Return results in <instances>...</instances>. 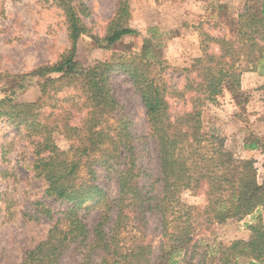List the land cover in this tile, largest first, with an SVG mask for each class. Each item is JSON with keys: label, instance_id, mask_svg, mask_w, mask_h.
I'll return each instance as SVG.
<instances>
[{"label": "trees", "instance_id": "obj_1", "mask_svg": "<svg viewBox=\"0 0 264 264\" xmlns=\"http://www.w3.org/2000/svg\"><path fill=\"white\" fill-rule=\"evenodd\" d=\"M56 2L65 19L69 49L53 65L6 75L9 91H22L26 82L35 78L42 102L49 100L50 92L78 87L90 111L82 128L64 123L73 144L61 151L45 136L44 123L49 116L34 113L30 105L16 102L8 92L0 98V121L23 130L25 138L34 141V161L28 167L44 183V198L66 205L46 240L29 249L22 264H65V259L72 264L71 255L83 250L87 253L79 264H174L176 255L192 247L201 227L208 230L213 225L240 222L264 205V177L258 182L256 160L227 157L223 141L209 140L202 131V109L208 100L227 91L243 106L249 96L241 88L242 74L264 76V0H247L238 17L237 40L204 36L203 56L183 70L187 74L183 90L163 77L166 66L157 45L138 54L114 55L98 65L84 66L76 60L78 41L84 37L99 49H110L124 37L138 35L128 24L129 0L118 1L103 37L92 34L84 22L91 14L84 0ZM206 43L215 44L218 54L208 53ZM117 73L126 74L139 93L148 135L154 141L158 174L139 163L144 158L138 155L127 116L112 118L118 102L110 80ZM186 95H190V108L173 116L169 100ZM110 120L116 123L114 128L108 124ZM243 150L260 151L264 156V137L250 136ZM96 165L117 179V199L109 198L96 183ZM261 167L264 170V159ZM192 190L206 197L201 222L198 208L180 200L181 193ZM37 205L52 221L51 210L42 203ZM95 208L98 220L88 228L85 216L78 217V212ZM149 216H160L157 226L162 240L156 247L145 240L156 231L148 233ZM247 228V240L222 246L219 256L211 261L264 264V223L258 218ZM133 232L139 235L132 236Z\"/></svg>", "mask_w": 264, "mask_h": 264}, {"label": "rangeland", "instance_id": "obj_2", "mask_svg": "<svg viewBox=\"0 0 264 264\" xmlns=\"http://www.w3.org/2000/svg\"><path fill=\"white\" fill-rule=\"evenodd\" d=\"M118 1L84 0L91 14L83 20L92 34L104 36ZM246 5L247 0H129L128 24L138 31V35L124 37L110 49H99L88 37H84L78 41L76 60L84 66L98 65L108 62L114 55L125 57L138 54L157 45L166 66L163 77L169 85L183 90L187 79L183 70L190 68L193 60L203 56L204 36L237 40L238 17ZM206 44L209 46L208 53L218 54L215 44ZM69 46L65 19L56 0H0V98L8 92L16 102L30 105L34 113L49 116L48 122L44 123L45 136L61 151H67L73 144V139L65 133L64 123L82 128L90 111L80 88L66 87L57 93L50 92L49 100L45 98L41 102L38 79H29L22 91H9L6 75H21L43 65H53ZM242 75L241 88L249 96L248 102L238 105L227 91L208 100L202 109V131L209 140L223 141L227 157L254 158L258 182H261L264 156L260 151L245 154L243 143L253 135L264 137V76L257 72ZM110 82L118 102L112 118L127 116L138 155L144 158L139 163H145L146 168L158 174L154 141L148 135L145 109L139 93L124 73L112 75ZM189 97L169 100L173 116L190 108ZM108 124L113 128L116 126L114 120ZM33 143L25 138L23 130L0 121V264H22L25 253L46 240L54 221L66 209L61 202L44 198V183L30 172L28 166L34 161ZM94 168L96 183L109 198L117 199V179L113 173L106 172L99 165ZM84 175V172L80 173V176ZM180 200L197 207L198 221L203 220L207 202L201 191H184ZM38 203L51 210L52 221L40 212ZM82 216H85L87 227L91 228L98 220L99 211L96 208L79 210L78 217ZM258 218L264 223V205L240 222L213 225L208 230L201 227L192 247L176 255L174 264H220L211 260L219 256L221 247L247 240L250 235L247 226ZM159 223L160 216L147 218L148 233L156 231L145 240H151L154 247L162 240L157 226ZM131 234L139 235L137 232ZM85 251L87 253V250L73 253L72 264L81 263ZM64 261L67 264L66 259Z\"/></svg>", "mask_w": 264, "mask_h": 264}, {"label": "crops", "instance_id": "obj_3", "mask_svg": "<svg viewBox=\"0 0 264 264\" xmlns=\"http://www.w3.org/2000/svg\"><path fill=\"white\" fill-rule=\"evenodd\" d=\"M244 77V75H242V77L241 78H243ZM246 152H248V151H245L244 153L246 154Z\"/></svg>", "mask_w": 264, "mask_h": 264}]
</instances>
